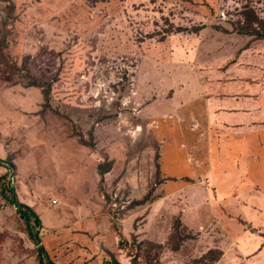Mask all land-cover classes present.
<instances>
[{
    "label": "rangeland",
    "instance_id": "rangeland-1",
    "mask_svg": "<svg viewBox=\"0 0 264 264\" xmlns=\"http://www.w3.org/2000/svg\"><path fill=\"white\" fill-rule=\"evenodd\" d=\"M249 9L264 20V0H0V194L43 224L35 244L0 195V264H264V209L211 205L196 174L225 164L168 115L198 110L177 74L213 29L251 32ZM247 166L264 187V162Z\"/></svg>",
    "mask_w": 264,
    "mask_h": 264
},
{
    "label": "crops",
    "instance_id": "crops-1",
    "mask_svg": "<svg viewBox=\"0 0 264 264\" xmlns=\"http://www.w3.org/2000/svg\"><path fill=\"white\" fill-rule=\"evenodd\" d=\"M200 47L206 48L204 55L195 57L192 66L182 65L187 73H176V79L181 77L182 81L178 80L175 91L179 99L193 100L186 104L194 102L198 110H169L168 115L177 113L180 124L184 119L178 128L192 132L194 146L206 144L204 161L212 166L225 164L224 170L210 171L206 167V171L196 174L205 187L211 188V205L219 202L233 210L264 209V187L255 184L251 189L247 171L248 163L264 162V38L213 29ZM186 111L189 119H185ZM201 132H206V138L198 137ZM262 173L256 172L255 177L264 181V177L260 178ZM204 188L200 189L205 192ZM22 203L32 210L35 206ZM54 205L49 200L45 204ZM40 224L43 226L41 219ZM45 224L48 227L49 223ZM258 241L256 238L251 247L242 246L241 255H247L245 251Z\"/></svg>",
    "mask_w": 264,
    "mask_h": 264
},
{
    "label": "trees",
    "instance_id": "trees-1",
    "mask_svg": "<svg viewBox=\"0 0 264 264\" xmlns=\"http://www.w3.org/2000/svg\"><path fill=\"white\" fill-rule=\"evenodd\" d=\"M248 17H247V23L251 26V32H247V31H244L242 32L241 31V28L238 29L237 33H249L251 34L252 36H255V37H259V38H264V21L260 18H258L256 15H254V12L249 9L248 10ZM253 21V22H251ZM261 26L262 25V30L261 32L259 31V25ZM247 23L245 25H247ZM250 23H253V24H250ZM254 25V26H253ZM249 28V26H248ZM250 31V30H249ZM31 85H36V86H41V85H38L37 83H31ZM41 93H42V96H43V99L46 100L47 99V94H48V86H45V87H42L41 88ZM82 144L84 145H87L85 144V142H83V140H81ZM0 163L2 164H7L8 166H12L8 160H0ZM110 169V162H99L96 164V172H97V175H98V180L100 181V179L102 178V176L108 172V170ZM7 188L8 190H10V186L7 185V186H3V188ZM10 196L9 198L6 196H4L2 193L0 194L2 198H4L5 200L9 201L11 204H13V206L15 207L16 211L18 212L19 216L21 218H23L25 224H26V228H27V233L28 235L30 236V238L33 239L34 243L37 244L38 243V240L36 238L37 236V230H32V227L31 225L29 224L30 223V220L32 221V223L34 225H37L39 226L40 225V219L39 217L34 213V211L26 204L22 203V202H19L17 199H16V196L14 194V192L12 190H10ZM105 197H108L107 195H105ZM184 236H179L176 234V242L173 244V246L171 247L173 250H176L178 248V244L184 239L183 238ZM35 250L37 251V257H38V261L40 262L41 261V258L43 256H45V252L42 248L41 245H39L38 247L35 248ZM212 252H215L213 250H208L206 252V254H204L203 257H205L206 255H209L211 254ZM216 256H215V259L217 260L219 257H220V252L218 253V251H216ZM209 261H214V258H210ZM215 262V261H214ZM47 264H52L51 262H47ZM206 264H211V263H206Z\"/></svg>",
    "mask_w": 264,
    "mask_h": 264
},
{
    "label": "built area",
    "instance_id": "built-area-1",
    "mask_svg": "<svg viewBox=\"0 0 264 264\" xmlns=\"http://www.w3.org/2000/svg\"><path fill=\"white\" fill-rule=\"evenodd\" d=\"M50 203H51L52 205H54V204H56V200H55V199H51V200H50Z\"/></svg>",
    "mask_w": 264,
    "mask_h": 264
}]
</instances>
